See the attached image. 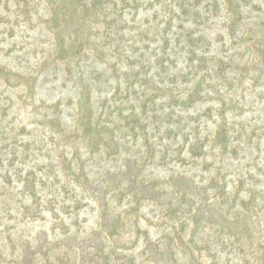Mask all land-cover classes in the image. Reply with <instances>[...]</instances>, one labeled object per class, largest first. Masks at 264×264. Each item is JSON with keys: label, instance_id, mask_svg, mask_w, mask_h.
<instances>
[{"label": "rangeland", "instance_id": "1", "mask_svg": "<svg viewBox=\"0 0 264 264\" xmlns=\"http://www.w3.org/2000/svg\"><path fill=\"white\" fill-rule=\"evenodd\" d=\"M0 264H264V0H0Z\"/></svg>", "mask_w": 264, "mask_h": 264}]
</instances>
